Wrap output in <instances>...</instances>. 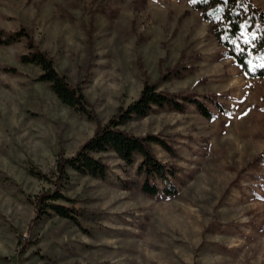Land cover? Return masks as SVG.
Masks as SVG:
<instances>
[{
	"label": "rangeland",
	"instance_id": "1",
	"mask_svg": "<svg viewBox=\"0 0 264 264\" xmlns=\"http://www.w3.org/2000/svg\"><path fill=\"white\" fill-rule=\"evenodd\" d=\"M264 11V0H251ZM24 30L80 86L99 123L134 101L145 79L184 90L183 112L155 109L124 128L168 140L173 196L143 194L135 166L101 155L106 178L69 173L62 192L103 215L81 228L35 219L27 200L52 186L60 150L74 155L97 123L65 105L21 64L25 41L0 44V264H264V80L245 77L185 0H0V32ZM213 98V102L209 100ZM159 185V184H158Z\"/></svg>",
	"mask_w": 264,
	"mask_h": 264
},
{
	"label": "trees",
	"instance_id": "2",
	"mask_svg": "<svg viewBox=\"0 0 264 264\" xmlns=\"http://www.w3.org/2000/svg\"><path fill=\"white\" fill-rule=\"evenodd\" d=\"M185 1L198 12L202 21L208 23L211 35L240 72L249 79L264 80V67H260L264 64V11L251 0ZM22 39L25 41L26 53L20 56V63L36 67L39 70L36 80L47 83L63 105L97 123L92 136L74 155L67 157L63 150L59 151L54 169L49 174L42 173L32 165L27 167L30 175L52 186L51 189L27 197L34 208L35 219L57 216L79 228L81 221L99 219L103 212L77 207L74 200L64 196L62 189L69 181L70 172L104 180L108 166L101 155L106 153L114 154L127 167L135 166V175L141 181L126 182L129 187L139 188L143 194L151 197L158 194L165 197L176 195L172 181L176 179L177 169L163 164L154 153L156 146L171 158L177 157L168 140L153 134L136 136L124 127L132 120L145 118L155 109L169 108L183 112L186 103L195 105L200 114L209 118L210 114L204 105L184 90L161 92L157 84L145 79L137 98L125 108L120 105L104 124H100L82 88L71 85L64 76L59 75L53 59L40 50L24 30L0 32V44H11ZM245 40L248 42L245 43ZM209 100L213 102V98Z\"/></svg>",
	"mask_w": 264,
	"mask_h": 264
},
{
	"label": "snow or ice",
	"instance_id": "3",
	"mask_svg": "<svg viewBox=\"0 0 264 264\" xmlns=\"http://www.w3.org/2000/svg\"><path fill=\"white\" fill-rule=\"evenodd\" d=\"M202 2H206V0H202ZM241 35H243V32H241ZM247 42H248V41L245 40V43H247ZM233 43H234V41H233ZM240 51L242 52L243 49H240ZM260 67H264V64L260 65Z\"/></svg>",
	"mask_w": 264,
	"mask_h": 264
}]
</instances>
